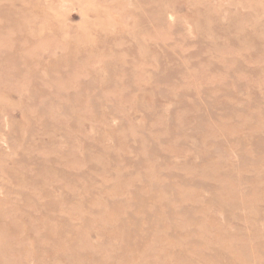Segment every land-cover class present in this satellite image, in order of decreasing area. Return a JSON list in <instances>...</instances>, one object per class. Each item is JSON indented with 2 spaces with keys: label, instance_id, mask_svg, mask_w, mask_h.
<instances>
[{
  "label": "rangeland",
  "instance_id": "rangeland-1",
  "mask_svg": "<svg viewBox=\"0 0 264 264\" xmlns=\"http://www.w3.org/2000/svg\"><path fill=\"white\" fill-rule=\"evenodd\" d=\"M0 264H264V0H0Z\"/></svg>",
  "mask_w": 264,
  "mask_h": 264
}]
</instances>
